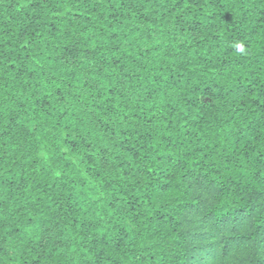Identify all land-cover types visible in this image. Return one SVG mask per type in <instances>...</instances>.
<instances>
[{
    "label": "trees",
    "instance_id": "16d2710c",
    "mask_svg": "<svg viewBox=\"0 0 264 264\" xmlns=\"http://www.w3.org/2000/svg\"><path fill=\"white\" fill-rule=\"evenodd\" d=\"M0 264H264V0H0Z\"/></svg>",
    "mask_w": 264,
    "mask_h": 264
}]
</instances>
